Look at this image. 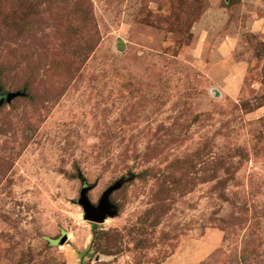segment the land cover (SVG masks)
I'll return each instance as SVG.
<instances>
[{
  "label": "rangeland",
  "instance_id": "1",
  "mask_svg": "<svg viewBox=\"0 0 264 264\" xmlns=\"http://www.w3.org/2000/svg\"><path fill=\"white\" fill-rule=\"evenodd\" d=\"M10 93L0 264H264V0H0Z\"/></svg>",
  "mask_w": 264,
  "mask_h": 264
},
{
  "label": "water",
  "instance_id": "2",
  "mask_svg": "<svg viewBox=\"0 0 264 264\" xmlns=\"http://www.w3.org/2000/svg\"><path fill=\"white\" fill-rule=\"evenodd\" d=\"M21 94L22 93H10L7 97L3 96L0 101V107L4 104L5 100H7V102H12L15 98H17ZM123 184H124L123 181H119L114 186L106 190L97 206L94 205L89 199L88 196V192L90 190L89 187H85L81 193L82 195L79 203L86 212V218L95 223H103L107 217L116 216L118 211L116 206L111 202L110 197L115 191L121 189ZM65 242L66 239L63 240L61 243H65Z\"/></svg>",
  "mask_w": 264,
  "mask_h": 264
}]
</instances>
